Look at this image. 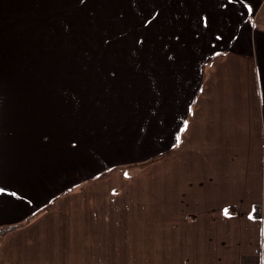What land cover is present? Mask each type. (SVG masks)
<instances>
[{"label":"crops","instance_id":"1","mask_svg":"<svg viewBox=\"0 0 264 264\" xmlns=\"http://www.w3.org/2000/svg\"><path fill=\"white\" fill-rule=\"evenodd\" d=\"M142 222L152 264H264V0H0V264Z\"/></svg>","mask_w":264,"mask_h":264},{"label":"rangeland","instance_id":"2","mask_svg":"<svg viewBox=\"0 0 264 264\" xmlns=\"http://www.w3.org/2000/svg\"><path fill=\"white\" fill-rule=\"evenodd\" d=\"M112 49H115L117 51V48H114L113 46L105 47V50ZM105 50L104 47L101 46L92 47L81 45L78 47V52L80 54L102 53V51ZM141 225L142 228L140 230V238L136 237V232L131 230V242H128L127 244H120L119 240L117 239L116 243L114 244V240L111 245L101 248L106 250V252L80 255L79 264H152V247L150 243L151 233L148 229H146L145 226H149V224H147L146 222H142Z\"/></svg>","mask_w":264,"mask_h":264},{"label":"trees","instance_id":"3","mask_svg":"<svg viewBox=\"0 0 264 264\" xmlns=\"http://www.w3.org/2000/svg\"><path fill=\"white\" fill-rule=\"evenodd\" d=\"M13 228L14 227H10L9 229H3V230L0 229V236H2L3 234H5V232H7L8 230L13 229Z\"/></svg>","mask_w":264,"mask_h":264},{"label":"snow or ice","instance_id":"4","mask_svg":"<svg viewBox=\"0 0 264 264\" xmlns=\"http://www.w3.org/2000/svg\"><path fill=\"white\" fill-rule=\"evenodd\" d=\"M187 126V125H186ZM177 143H179V137H177ZM249 219H252L251 216H249Z\"/></svg>","mask_w":264,"mask_h":264}]
</instances>
